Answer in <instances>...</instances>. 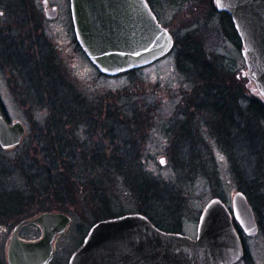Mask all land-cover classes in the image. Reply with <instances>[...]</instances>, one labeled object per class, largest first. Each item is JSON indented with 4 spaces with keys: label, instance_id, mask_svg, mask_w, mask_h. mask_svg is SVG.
Here are the masks:
<instances>
[{
    "label": "rangeland",
    "instance_id": "374dc122",
    "mask_svg": "<svg viewBox=\"0 0 264 264\" xmlns=\"http://www.w3.org/2000/svg\"><path fill=\"white\" fill-rule=\"evenodd\" d=\"M48 1L50 6L54 5L58 9L56 19L46 18L43 0H33L36 6L35 17H41L43 22L35 33L33 41L37 42L32 46L30 54L32 55L39 47L38 43L41 45L50 43L57 49L61 65L67 72L68 85H71L72 90L76 89L100 107L93 110L94 113L97 112V115H105L108 105L114 104L113 99L121 106L120 113L129 116L117 118L116 124L124 129L126 134L129 131L136 132V136L138 135L139 140L136 144L140 148V157L145 159L152 157L149 163L147 160H142L144 161L143 166L173 185L177 193L179 190V194L176 193V195L183 203L179 215L183 232L195 237L198 218L210 199L221 197L232 208L234 195L239 191L245 193L233 173L229 157L208 134L207 120L204 117V111L200 109L201 102L197 101V97L200 100L203 97L202 94L196 93L200 90L199 83L192 82L178 68L174 48L164 58L134 73H125L115 77L102 75L77 42L70 13V0ZM7 3L8 1L0 4V21L12 22L14 33L18 34L17 21L24 14L21 15L20 12L11 14L6 7ZM153 3L158 11L159 21L174 36L182 39L186 34L197 29L196 34L199 36L197 38L201 39L204 47L220 55L223 65L234 72V76L244 87V96L256 97L251 90L249 78L245 76L246 65L241 52V40L233 36L230 22L227 18L223 21V13L216 11L213 0V4L208 0H153ZM29 9V13H32L33 6ZM20 33L25 38L28 33L27 28ZM3 67L0 62V114L7 115L10 121H22L27 132L24 136V143L20 146L12 149H3L0 146V191L2 192L0 193V206L8 208L20 206L23 200L16 191H20L26 200L17 210L23 212L22 214L17 213L14 214L17 217L5 219L7 231L0 236V264H8L7 248L14 226L22 219L32 216L37 211L43 212L44 209L64 212L72 217V227L66 235L61 237L63 242L59 244L60 249L57 254L61 259L68 258L80 246L82 238L92 225L101 220V216L92 213L86 207L87 204L82 203L80 206V203L75 204L74 202L61 204L54 198V195L44 192L37 193L33 199H28L31 191L24 189L25 184L20 177L21 165L17 163L35 155L37 142L30 144L28 141L32 137L34 139L37 137L39 129L36 124L43 127L49 111L40 109L31 115L27 111L29 108L21 104V99L26 98L28 88L11 86L9 81H14L15 76L6 72ZM240 106L245 107L242 103ZM132 115H137L139 118L132 119L130 118ZM102 118L93 117L89 120L97 126L100 121L105 123V118ZM87 120L85 119V122ZM181 122L192 125L191 133L192 130L194 132L192 137L191 135L183 137L184 130H181ZM91 129H88V133ZM100 130L90 135L91 133L86 134L87 129L83 128L78 133L81 134V138L85 135L91 136V138H85L87 145L93 146L91 149H95V146L106 149L109 146V150H114L115 147L120 148L122 143L129 139L126 134H122L123 131L118 134L117 143L111 144L109 138L105 139L108 134L104 135V131ZM100 140H105L106 145L100 144ZM112 141L115 143V140ZM205 144L210 147L215 157L216 172L211 170L209 174H194L188 169L177 168L176 164L179 163V159L176 158L175 150L184 149L186 162L195 164L198 156L191 148ZM187 149L193 153H188ZM19 155L21 157L17 158ZM162 158H165V165L160 163ZM260 175L264 181V169ZM114 183H112L113 190L111 189V192L114 191L116 201L112 208L114 214L138 212V203L129 188L118 179H115ZM82 191L81 188L82 196L87 194ZM245 194L254 209L260 231L255 236H245L247 254L240 264H264V190L252 192V199L247 193ZM165 219L166 223L172 222L173 216H167ZM27 230L25 229L23 234H36L35 230L30 232Z\"/></svg>",
    "mask_w": 264,
    "mask_h": 264
},
{
    "label": "trees",
    "instance_id": "16d2710c",
    "mask_svg": "<svg viewBox=\"0 0 264 264\" xmlns=\"http://www.w3.org/2000/svg\"><path fill=\"white\" fill-rule=\"evenodd\" d=\"M7 1L6 7L11 14L20 12L24 15L17 21L18 34L14 33L12 22L0 21L1 65L6 72L15 76L14 81H9L11 86L28 88L21 104L29 108L27 111L31 115L40 109L49 111L44 126L36 124L39 129L37 137L28 141L30 144L37 142L35 155L17 163L21 165L20 177L24 181V189L31 191L28 199L44 192L54 195L61 204L74 202L80 203V206L84 203L92 213L100 215L101 219L111 218L117 216L112 210L116 201L111 189L113 190L114 180L118 179L129 188L138 203L139 213L146 215L161 229L180 231L182 221L179 215L183 203L176 195V189L143 166L142 160L149 163L152 157H140V148L136 144L138 135L129 131L127 135L115 122L117 118L129 115L120 113L121 106L113 98L114 104L108 105L105 115L94 113L93 110L100 107L75 88L71 89L57 49L50 43H38L39 47L31 55L32 46L37 42L33 38L43 19L35 17L36 6L33 0H0V4ZM208 1L213 4L212 0ZM30 6H33L32 13H29ZM222 17L223 21L227 18L233 36L238 37L230 16L222 14ZM22 28L28 30L25 38L20 33ZM197 32L195 29L182 39L175 36L177 66L192 82L199 83L200 90L196 93L203 97L201 100L197 97V101L201 102L200 109L204 111L207 120L208 134L229 157L240 188L252 199V192L264 190L263 177L260 175L264 169V102L256 95L244 96V87L236 79L234 72L223 65L220 55L204 47L201 39L197 38ZM134 72L136 70L128 73ZM241 103L245 107L240 106ZM93 117H103L106 121L104 124L100 121L96 126L89 120ZM130 118L137 119L139 116L132 115ZM85 119L88 120L85 122ZM180 124L181 130H184L183 137H192V125L186 122ZM83 128L90 135L101 129L104 135L108 134L105 139L109 138L111 144L117 143L118 134L123 131L122 134H126L129 139L114 150H109L108 145L106 149L96 148L98 146L91 149L93 146H88L85 141V138L91 136L81 138L78 133ZM88 129H91L90 133ZM100 144L106 145V141L100 140ZM191 149L198 156L195 164L186 162L184 149L175 150L176 158L179 159L176 164L178 169H188L194 174H209L211 170L216 172L215 157L210 147L205 144ZM186 151L193 153L188 149ZM19 157L21 155L17 158ZM81 188L82 192L87 193L84 196L80 193ZM16 193L23 200L21 205L24 204L26 198L20 191ZM167 216H173L172 222L166 223Z\"/></svg>",
    "mask_w": 264,
    "mask_h": 264
},
{
    "label": "water",
    "instance_id": "95a60500",
    "mask_svg": "<svg viewBox=\"0 0 264 264\" xmlns=\"http://www.w3.org/2000/svg\"><path fill=\"white\" fill-rule=\"evenodd\" d=\"M76 39L100 73L117 76L148 66L167 55L174 37L164 28L147 0H70ZM47 4V1H45ZM220 13L232 18L242 44L245 76L252 92L264 102V0H214ZM57 7L46 11L57 17ZM27 129L20 120L11 124L0 115V146L21 144ZM162 165L165 158L160 159ZM243 237L259 233L260 226L247 196L237 192L232 209L219 197L210 199L199 219L198 234L166 232L141 213L101 220L90 229L82 247L69 264H236L245 255ZM71 218L63 213H44L35 219L43 238L23 242L22 223L8 248L10 264H48L53 240L65 231Z\"/></svg>",
    "mask_w": 264,
    "mask_h": 264
},
{
    "label": "flooded vegetation",
    "instance_id": "af4514ba",
    "mask_svg": "<svg viewBox=\"0 0 264 264\" xmlns=\"http://www.w3.org/2000/svg\"><path fill=\"white\" fill-rule=\"evenodd\" d=\"M148 3L150 4L153 12L156 14V16L159 18L158 16V11L156 10V7L154 6V3H153V0H147ZM43 4L45 5V9H50L51 7H56V6H50L49 4V1H48V4H45V0H43ZM70 13H71V9H70ZM72 17V15H71ZM6 118H7V121L8 123L10 122V119L8 118V116L6 115ZM0 193H2L0 191ZM4 193V192H3ZM21 206V205H20ZM20 206H16L15 208H8V207H2L0 206V236L4 235L6 233V221L5 219L9 218V217H17L16 215L14 214H17V213H20L22 214L23 212H20V211H17L19 209ZM43 212H35L32 216H29V217H26L24 219H22L21 221H19L13 228V231H12V234L10 236V240L12 238V235H13V232H14V229L20 225L22 223V226L19 230V238L20 240L24 241V242H35V241H38L40 240L42 237H43V229H42V226L38 223V222H35V219L38 218L39 216H41L42 214L44 213H50V212H54V211H47V209H44L42 210ZM64 213V212H63ZM66 214V213H64ZM68 215V214H67ZM19 216V215H18ZM70 218H71V222L69 223V225L67 226V228L65 229V231L61 234H58L56 235L54 241H53V258L52 260L49 262V264H69L70 262V258L71 256L79 249L81 248V246L83 245L84 243V240H85V237L87 236L88 232L85 234V236L82 238L81 240V243H80V246L74 250L69 256L68 258H64V259H61L59 258V256H57L58 254V250L60 249L59 248V244L63 241H61V237L63 235H66V233L71 229L72 227V217L70 215H68ZM198 223H199V218H198V222H197V229H196V235H197V230H198ZM26 227H29V228H26ZM25 229H28L27 231L30 232V231H33L35 230L36 231V234H33V233H28V234H23L24 230ZM180 232H183V227L180 229ZM184 233V232H183ZM186 234V233H184ZM39 235V236H38ZM188 235V234H187ZM195 235V236H196ZM190 236V235H189ZM193 237V236H192ZM10 240H9V243H10ZM8 243V245H9ZM7 261H8V254H7ZM9 264V262H8ZM240 264V262L238 263Z\"/></svg>",
    "mask_w": 264,
    "mask_h": 264
}]
</instances>
